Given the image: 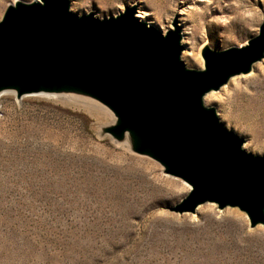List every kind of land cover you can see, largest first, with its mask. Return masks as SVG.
I'll use <instances>...</instances> for the list:
<instances>
[{
  "label": "rangeland",
  "instance_id": "rangeland-1",
  "mask_svg": "<svg viewBox=\"0 0 264 264\" xmlns=\"http://www.w3.org/2000/svg\"><path fill=\"white\" fill-rule=\"evenodd\" d=\"M14 1L0 0V18ZM69 2L97 18L134 5L137 22L164 34L176 25L180 59L198 70L203 47L242 46L264 17V0ZM252 73L203 104L247 152L264 155L255 146H264V58ZM96 107L68 94L0 95V264H264L263 225L213 203L200 214L171 211L185 185L105 133L113 117Z\"/></svg>",
  "mask_w": 264,
  "mask_h": 264
},
{
  "label": "water",
  "instance_id": "water-1",
  "mask_svg": "<svg viewBox=\"0 0 264 264\" xmlns=\"http://www.w3.org/2000/svg\"><path fill=\"white\" fill-rule=\"evenodd\" d=\"M69 0H16L0 18V91L17 95L75 90L108 110L113 140L129 133L130 150L162 166L190 189L170 208L193 213L203 203L238 208L264 226V155L242 148L202 97L264 57L258 34L239 47H203L202 69L187 68L180 30L161 33L135 19V6L114 16L70 11Z\"/></svg>",
  "mask_w": 264,
  "mask_h": 264
},
{
  "label": "bare ground",
  "instance_id": "bare-ground-1",
  "mask_svg": "<svg viewBox=\"0 0 264 264\" xmlns=\"http://www.w3.org/2000/svg\"><path fill=\"white\" fill-rule=\"evenodd\" d=\"M16 1V0H15ZM14 1V2H15ZM13 2V3H14ZM12 3V4H13ZM140 15V17L139 18H142V16H146V14H139ZM184 34H187L185 31H184ZM187 39H191V33L189 34V36H187ZM189 50L190 49H187V50H185V52H184V54L183 55H190V53H189ZM183 51V50H182ZM264 58V57H263ZM262 58V59H263ZM261 59V60H262ZM256 63H254L253 65H252V70L249 72V73H246V74H240V75H234V76H232V77H230L229 78V80H228V82L226 83V84H228L230 81V85H236V84H238V83H241V82H245L246 80H247V78H249L253 73H252V71H253V68H254V65H255ZM226 84H224L221 88L222 89H224L225 88V86H226ZM8 91H10V90H2V91H0V95L1 94H3L4 92H8ZM11 92H13V91H11ZM213 92V90H211V91H209V92H207L203 97H202V102H203V99H204V97H205V102H208V101H212V100H214V93H212ZM15 95H16V97L18 98V99H20L21 97H23V96H26V95H30V94H20V95H17L15 92H13ZM36 94H42V95H59V94H68V95H72V96H79V97H82V98H85V99H88V100H91V101H94V100H92L91 98H89V97H87L86 95H83V94H81L80 92H78V91H75V90H70V91H66V92H62V93H55V92H48V91H40V92H37ZM95 102V101H94ZM89 104H91V103H89ZM87 105V106H92V105ZM100 108V109H99ZM99 108H97L96 107V109H98V110H101L103 113H105L106 115H108V117H111L112 118V115H111V113L108 111V110H106L104 107H102V106H100ZM130 138H131V136L129 135V133H123V135H122V138L120 139V140H118V141H116V142H119V143H122L127 149H129V151L131 152V153H133L131 150H130ZM255 142V141H254ZM255 146H257L260 150H262V151H264V146L260 143V142H258V141H256V145ZM256 147V148H257ZM242 148H243V146H242ZM244 149V148H243ZM245 150V149H244ZM133 154H135V155H138V156H143V157H147L146 155L144 156V154H140V153H133ZM147 158H149V157H147ZM150 159V158H149ZM153 161V160H152ZM156 163V162H155ZM158 164V163H157ZM159 165V164H158ZM160 167H161V169H162V166L161 165H159ZM183 183V182H182ZM183 185H185V187L187 188V190L189 191V187L186 185V184H184L183 183ZM203 204H205V203H203ZM203 204H199V205H197L196 206V208H195V210L197 211V212H199L198 214H200V212H201V210H202V207H201V205H203ZM201 207V208H200ZM209 207V206H208ZM207 207V208H208ZM195 210H194V212H195ZM229 216H230V211H225ZM200 216V215H199ZM232 217V216H231Z\"/></svg>",
  "mask_w": 264,
  "mask_h": 264
}]
</instances>
